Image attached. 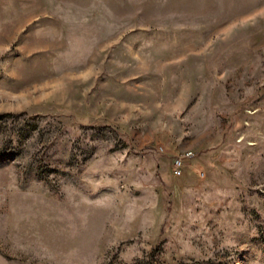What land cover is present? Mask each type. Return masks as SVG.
<instances>
[{"label": "rangeland", "instance_id": "1", "mask_svg": "<svg viewBox=\"0 0 264 264\" xmlns=\"http://www.w3.org/2000/svg\"><path fill=\"white\" fill-rule=\"evenodd\" d=\"M0 264H264V0H0Z\"/></svg>", "mask_w": 264, "mask_h": 264}, {"label": "built area", "instance_id": "2", "mask_svg": "<svg viewBox=\"0 0 264 264\" xmlns=\"http://www.w3.org/2000/svg\"><path fill=\"white\" fill-rule=\"evenodd\" d=\"M194 156L192 150H185L174 157L173 173L175 175H182L186 166L187 160Z\"/></svg>", "mask_w": 264, "mask_h": 264}]
</instances>
